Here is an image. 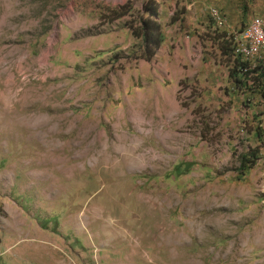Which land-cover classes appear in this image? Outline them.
Segmentation results:
<instances>
[{"label": "rangeland", "instance_id": "1", "mask_svg": "<svg viewBox=\"0 0 264 264\" xmlns=\"http://www.w3.org/2000/svg\"><path fill=\"white\" fill-rule=\"evenodd\" d=\"M253 16L264 0H0V264H264V79L230 41Z\"/></svg>", "mask_w": 264, "mask_h": 264}, {"label": "trees", "instance_id": "2", "mask_svg": "<svg viewBox=\"0 0 264 264\" xmlns=\"http://www.w3.org/2000/svg\"><path fill=\"white\" fill-rule=\"evenodd\" d=\"M144 9L146 13H149V15L146 18L142 17L141 26L138 32H136V36H141L144 42V52L140 57L149 61L160 47L162 41V32L160 23L155 17H153L157 13V5L154 2H152V4H145ZM236 57L237 58L235 60L234 67L235 74L242 73L247 77L253 73H259V80L264 79V60L259 65L251 68L250 62L243 60L239 55ZM259 158L260 157L256 152H252L250 158L244 157L242 159V165L240 169L244 170L246 167L254 166Z\"/></svg>", "mask_w": 264, "mask_h": 264}, {"label": "built area", "instance_id": "3", "mask_svg": "<svg viewBox=\"0 0 264 264\" xmlns=\"http://www.w3.org/2000/svg\"><path fill=\"white\" fill-rule=\"evenodd\" d=\"M212 15L216 20L222 21L219 11L213 10ZM230 37L236 54L249 61L264 53V20L253 16L240 32H233Z\"/></svg>", "mask_w": 264, "mask_h": 264}]
</instances>
